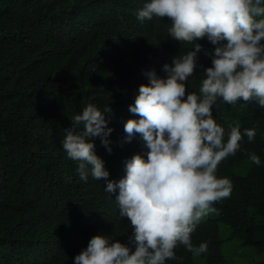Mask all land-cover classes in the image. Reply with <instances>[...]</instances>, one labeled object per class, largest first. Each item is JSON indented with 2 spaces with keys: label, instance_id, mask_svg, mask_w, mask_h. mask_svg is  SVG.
Returning a JSON list of instances; mask_svg holds the SVG:
<instances>
[{
  "label": "clouds",
  "instance_id": "clouds-1",
  "mask_svg": "<svg viewBox=\"0 0 264 264\" xmlns=\"http://www.w3.org/2000/svg\"><path fill=\"white\" fill-rule=\"evenodd\" d=\"M120 9L129 35L121 42L115 30H102L119 21ZM5 13L19 16L0 20L1 94L24 91L28 102L50 114L58 110L52 106L58 95L94 91L62 111V181L42 194L56 199L69 167L94 187L68 193L52 214L122 218L130 234L121 242L92 233L73 264H164L182 259L177 245L193 257L205 253L207 242L193 245L190 234L213 210L212 202L230 194V179L218 177L216 167L241 149L242 139L238 126H229L225 138L218 115L238 99L264 108V0H0V15ZM162 27L171 41L191 48L159 65L140 64L130 83L113 84L116 61L148 57ZM14 28L22 30L28 48L21 59L14 51L20 46L9 41ZM199 38L214 46L203 49L210 66L199 64L205 61L198 57ZM242 132L252 141L256 129ZM247 159L261 165L255 152L248 151ZM13 182L14 216L32 194L22 181Z\"/></svg>",
  "mask_w": 264,
  "mask_h": 264
},
{
  "label": "trees",
  "instance_id": "trees-1",
  "mask_svg": "<svg viewBox=\"0 0 264 264\" xmlns=\"http://www.w3.org/2000/svg\"><path fill=\"white\" fill-rule=\"evenodd\" d=\"M116 13L119 21L105 23L102 30L108 34L115 30L120 34L121 42L122 36L128 35V31L122 26L124 17L121 9ZM18 16V13H5L0 15V20L16 19ZM4 30L0 25V31ZM21 33L22 30L14 28L9 39L20 46L14 50L17 59H21L28 51L22 43ZM156 37L157 49L142 61L132 63L126 58L116 61L113 84L130 83V77L135 78L140 64L159 65L174 53L191 48L190 44L183 41L178 44L171 41L163 27L156 29ZM197 42L202 45L198 57L205 59L199 64L210 66V58L203 54V49L214 46L205 38H199ZM30 72L28 68L22 74ZM91 92L94 91L83 90L69 97L58 95L52 103L54 107L59 106L58 110H52L50 114H47L45 107L28 102L24 98V91L6 95L0 93V264H73V256L86 246L92 233L101 231L126 242L130 225L122 218L99 220L86 212L52 214L55 205L63 201L68 193L90 191L94 187L91 181H78L71 168L66 170L65 185L60 187L56 199L42 194L45 186H56L62 181L59 167L65 158L61 153L66 155L60 145L63 136L62 111L88 99ZM225 109L218 115L224 122L220 125L225 138L229 126H238L242 133V150L238 149L234 155L222 159L216 167L218 177L230 179V194L213 201L209 218L201 219L190 234L193 245L206 241L207 251L193 257L183 245H177L175 255L182 259L166 258L164 264H226L227 258L222 249L228 244L234 245L237 240L250 247L257 256H263L255 264H264V108L255 101L242 102L238 99L231 108ZM114 115L108 114L109 117ZM252 127L256 129V134L252 141H248L242 130ZM248 151L260 157L261 165L257 166L247 159ZM114 158L117 160L118 156L114 155ZM68 176H71L70 181L66 180ZM13 180L22 181L32 194L31 203L14 216L9 210Z\"/></svg>",
  "mask_w": 264,
  "mask_h": 264
},
{
  "label": "rangeland",
  "instance_id": "rangeland-1",
  "mask_svg": "<svg viewBox=\"0 0 264 264\" xmlns=\"http://www.w3.org/2000/svg\"><path fill=\"white\" fill-rule=\"evenodd\" d=\"M207 213L202 219L208 218ZM222 253L227 258L226 264H255V261H259L263 256H257L253 250L245 245L242 241H235L234 245L228 244L222 249Z\"/></svg>",
  "mask_w": 264,
  "mask_h": 264
},
{
  "label": "bare ground",
  "instance_id": "bare-ground-1",
  "mask_svg": "<svg viewBox=\"0 0 264 264\" xmlns=\"http://www.w3.org/2000/svg\"><path fill=\"white\" fill-rule=\"evenodd\" d=\"M68 227H69V225H68ZM68 227H67V228H68ZM65 229H66V228H65ZM69 229H70V228H69ZM66 231H67V230H66ZM64 232H65V230H64Z\"/></svg>",
  "mask_w": 264,
  "mask_h": 264
}]
</instances>
